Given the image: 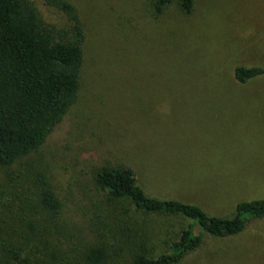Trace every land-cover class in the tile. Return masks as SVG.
Instances as JSON below:
<instances>
[{
	"label": "rangeland",
	"instance_id": "obj_1",
	"mask_svg": "<svg viewBox=\"0 0 264 264\" xmlns=\"http://www.w3.org/2000/svg\"><path fill=\"white\" fill-rule=\"evenodd\" d=\"M34 1L47 22L68 23ZM70 1L87 32L80 94L39 150L0 168V223L19 226L22 200L37 197L44 171L63 203V231L86 218L89 234L84 224L107 204L92 180L104 164L130 165L148 193L216 215L263 198L264 76L239 84L234 67L264 66V0H194L190 13L172 3L160 14L154 0ZM67 247L55 246L61 264ZM181 264H264V217L239 235L206 239Z\"/></svg>",
	"mask_w": 264,
	"mask_h": 264
},
{
	"label": "trees",
	"instance_id": "obj_2",
	"mask_svg": "<svg viewBox=\"0 0 264 264\" xmlns=\"http://www.w3.org/2000/svg\"><path fill=\"white\" fill-rule=\"evenodd\" d=\"M44 2L68 23L47 22L34 0H0V168L39 150L80 94L87 39L80 11L70 0ZM172 3L185 13L194 6V0H154L153 10L160 14ZM261 76L264 66L234 67L239 84ZM92 180L107 204L84 224L89 234H82L86 218L64 232L62 200L40 171L37 197L22 200L19 226L0 223V264H44L52 258L61 264L57 243L68 246L64 264H181L206 239L239 235L264 217V197L238 201L231 217L212 214L197 202L157 197L125 163L97 166ZM152 216L166 217L178 228L163 230ZM38 252L40 262L33 259Z\"/></svg>",
	"mask_w": 264,
	"mask_h": 264
}]
</instances>
